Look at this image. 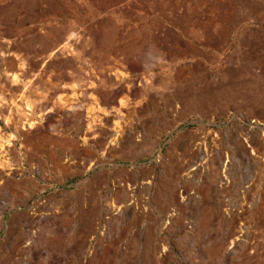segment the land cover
Masks as SVG:
<instances>
[{
    "label": "rangeland",
    "instance_id": "1",
    "mask_svg": "<svg viewBox=\"0 0 264 264\" xmlns=\"http://www.w3.org/2000/svg\"><path fill=\"white\" fill-rule=\"evenodd\" d=\"M0 264H264V0H0Z\"/></svg>",
    "mask_w": 264,
    "mask_h": 264
}]
</instances>
